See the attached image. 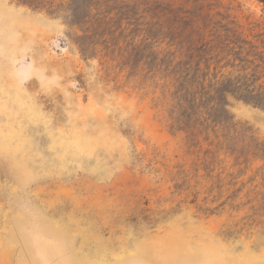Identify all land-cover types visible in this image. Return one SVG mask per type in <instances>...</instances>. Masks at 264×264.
I'll return each mask as SVG.
<instances>
[{
	"label": "rangeland",
	"instance_id": "1",
	"mask_svg": "<svg viewBox=\"0 0 264 264\" xmlns=\"http://www.w3.org/2000/svg\"><path fill=\"white\" fill-rule=\"evenodd\" d=\"M154 1L0 0V264H264V108L179 101L264 49V2Z\"/></svg>",
	"mask_w": 264,
	"mask_h": 264
},
{
	"label": "trees",
	"instance_id": "2",
	"mask_svg": "<svg viewBox=\"0 0 264 264\" xmlns=\"http://www.w3.org/2000/svg\"><path fill=\"white\" fill-rule=\"evenodd\" d=\"M261 1L264 2V0ZM153 4L155 9L164 15L178 13L171 1L155 0ZM233 39L228 44H233L234 49L239 48L236 51L242 63L239 73L218 78L209 84L202 82L198 89L186 93L179 101L187 125L193 121H200L201 118H204V123H210L214 127L229 125L231 120L228 116L227 105L230 95L264 108V49L255 52L253 59H250L252 50L244 51L250 42L239 38ZM262 42L264 45V40ZM204 46L200 47V51H204ZM250 47L255 50L259 48L254 44H250ZM193 56H200V54L194 52ZM249 131L240 129L241 134L246 138L251 136ZM253 147L256 157L264 160V140L256 138Z\"/></svg>",
	"mask_w": 264,
	"mask_h": 264
}]
</instances>
